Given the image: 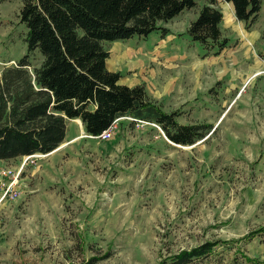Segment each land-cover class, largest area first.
<instances>
[{
    "label": "rangeland",
    "instance_id": "1",
    "mask_svg": "<svg viewBox=\"0 0 264 264\" xmlns=\"http://www.w3.org/2000/svg\"><path fill=\"white\" fill-rule=\"evenodd\" d=\"M216 1L228 41L220 54L203 56L186 33L207 0L161 22L165 35L103 42L122 83L144 84L165 110L180 111L179 122L212 130L183 146L129 117L105 141L78 124L80 139L22 172L19 198L0 192V264H158L215 239L241 240L239 253L221 246L190 264H264V236L244 238L264 226V0L250 29ZM21 7L0 0V74L28 53ZM29 59L33 73L44 57L37 50ZM78 125L68 127L78 134Z\"/></svg>",
    "mask_w": 264,
    "mask_h": 264
},
{
    "label": "trees",
    "instance_id": "2",
    "mask_svg": "<svg viewBox=\"0 0 264 264\" xmlns=\"http://www.w3.org/2000/svg\"><path fill=\"white\" fill-rule=\"evenodd\" d=\"M200 0H22L20 18L27 27L28 53L0 74V161L48 154L66 137L67 119H80L85 131L98 136L123 117L158 125L175 144L191 146L212 130L207 123L183 124L179 110L167 111L152 100L144 84L122 83V73L107 67L110 52L103 42L128 40L168 29L169 22ZM250 29L262 0H222ZM207 0L187 35L207 52L220 54L228 45L220 27L223 12ZM44 59L33 73L29 56ZM264 236V226L247 240ZM239 239L207 240L162 258L158 264H190L213 256L217 248L236 246ZM242 254V251H241ZM243 255V254H242ZM246 260L252 259L246 256Z\"/></svg>",
    "mask_w": 264,
    "mask_h": 264
},
{
    "label": "built area",
    "instance_id": "3",
    "mask_svg": "<svg viewBox=\"0 0 264 264\" xmlns=\"http://www.w3.org/2000/svg\"><path fill=\"white\" fill-rule=\"evenodd\" d=\"M131 120L133 118L129 117ZM144 123H148L145 121H141ZM116 120L112 123V125L103 131L98 136H93L100 140H109L112 138L113 134L117 129ZM46 154L36 153L30 155H24L19 157L20 164L15 167H1L0 168V192H1V200L10 199L15 200L21 196L23 193L22 187V172L26 169L29 164H33L36 159L45 157Z\"/></svg>",
    "mask_w": 264,
    "mask_h": 264
},
{
    "label": "crops",
    "instance_id": "4",
    "mask_svg": "<svg viewBox=\"0 0 264 264\" xmlns=\"http://www.w3.org/2000/svg\"><path fill=\"white\" fill-rule=\"evenodd\" d=\"M226 3L229 4L230 6L232 5L231 3H228V2H226ZM231 7H233V5ZM233 10H234V8H233ZM125 84H127V83H125ZM69 122L76 123L77 125L78 124H82V126L84 127V125H83V123H82V121L80 119H67V131H66V137L64 139V142L57 149H55L54 151H52V152H50V153H48L46 155H49V156L59 155V153L61 151V148H63V146H64V144H66V142H69L71 144V142L80 139V137H81L80 135H81L82 129L80 130V127L78 125L79 133L78 134H74L73 132H71L70 128L68 127ZM84 130H85V128H84ZM68 134H69V136H68ZM92 138H95V137L92 136Z\"/></svg>",
    "mask_w": 264,
    "mask_h": 264
}]
</instances>
